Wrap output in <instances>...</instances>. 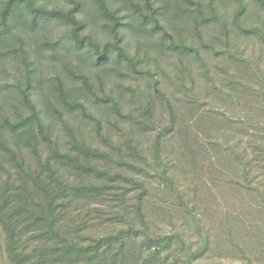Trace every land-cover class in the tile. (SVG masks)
<instances>
[{
    "label": "trees",
    "instance_id": "16d2710c",
    "mask_svg": "<svg viewBox=\"0 0 264 264\" xmlns=\"http://www.w3.org/2000/svg\"><path fill=\"white\" fill-rule=\"evenodd\" d=\"M225 1L0 0V264H264L261 70L192 38Z\"/></svg>",
    "mask_w": 264,
    "mask_h": 264
},
{
    "label": "rangeland",
    "instance_id": "374dc122",
    "mask_svg": "<svg viewBox=\"0 0 264 264\" xmlns=\"http://www.w3.org/2000/svg\"><path fill=\"white\" fill-rule=\"evenodd\" d=\"M220 9L225 13L224 17L226 21V27L229 32L227 37H225V34H223L221 28L218 25H214L205 29L203 28L200 30V33L198 35L192 34V38L196 44L197 43L199 44V42L202 40L204 44L209 46L211 45L213 48L216 49V51H218V54L216 55L213 54L211 50L207 52L206 50L207 48L205 49L204 46L203 47L200 45L197 46L200 48L201 53L203 51L202 54L205 56L207 60V64L210 66L211 70L213 71V74L215 72L217 73L220 72L219 73L220 76L218 75L216 76L218 79L220 78L222 81L226 79L225 81H227L226 82L227 86H229L230 80L234 79V77L238 78L239 81L238 86L240 87L244 86V84H250V83L256 84L254 83V80L257 79L253 78V74L256 71L260 72V70H261V74L260 77H258V81H263L264 80V41L254 36H250V37L240 36V35L237 36L234 33L236 27H234L231 16V12L233 10V4L229 0H226L223 4H221ZM260 18L264 19V12L261 11L256 6L249 5L245 14H243L238 20V23L243 27L255 28L260 25L259 23ZM225 43L229 46L230 53L233 55V58H230L226 56L223 52H221L225 48ZM200 82L201 81H199V83ZM203 86H205V84H203ZM237 125L238 123H236V126ZM101 148H106V146L102 145ZM164 223L165 224L162 225L163 230H168L169 228H172L173 224L171 225L166 221H164ZM260 223L262 224L263 220H260ZM259 227L260 225L258 226V228ZM262 227L264 231V226L262 225ZM253 230H254V226L249 229V231H253ZM250 246H254V249H256L255 247H257V245L253 243H249L248 247ZM256 263L257 262H254L253 264ZM233 264H242V261L235 260Z\"/></svg>",
    "mask_w": 264,
    "mask_h": 264
}]
</instances>
